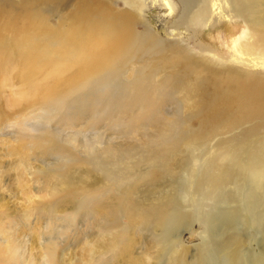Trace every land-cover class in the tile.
Segmentation results:
<instances>
[{"label":"bare ground","instance_id":"6f19581e","mask_svg":"<svg viewBox=\"0 0 264 264\" xmlns=\"http://www.w3.org/2000/svg\"><path fill=\"white\" fill-rule=\"evenodd\" d=\"M221 1V12L240 17L252 33V42L240 41L235 49L263 61L264 0ZM177 2L174 29L220 18L207 0ZM177 2L168 0L170 10ZM142 7L141 0H0V75L18 72V98L33 99L36 115L46 120L74 127L88 117L86 124L119 125L132 138L100 149L87 146L82 157L93 168L79 180L72 176L77 165L69 161L78 162L83 149L76 159L72 137L67 146L53 130L33 135L24 168L33 169L42 181L36 191L52 200L36 201L27 210L43 220L33 257L11 229L0 244V264H264V72L246 76L241 62L227 59L230 53L222 54L223 61L201 43L195 51L184 41L156 35L137 13ZM132 68L133 78L123 80ZM170 102L175 110L168 115L164 107ZM142 165L146 172H139ZM58 170L64 176H53ZM92 179L106 185L89 188ZM208 199L214 205L203 213ZM68 205L83 219L91 215L97 230L86 228L94 232L65 259L56 239L75 225V218L65 219ZM193 216L207 232L187 261L186 249L175 244ZM249 221L262 232L263 252L246 263L236 227ZM141 230L149 237L142 234L145 245Z\"/></svg>","mask_w":264,"mask_h":264},{"label":"rangeland","instance_id":"374dc122","mask_svg":"<svg viewBox=\"0 0 264 264\" xmlns=\"http://www.w3.org/2000/svg\"><path fill=\"white\" fill-rule=\"evenodd\" d=\"M207 1L211 3V7L214 15L215 16L219 15L220 18L217 19L215 24L214 23L212 24L211 20H209L208 22L205 21L204 23L197 25L195 28H192L191 30L183 27H179L178 29H174L173 27H171V22L174 20V18H176V16L180 12L179 3L177 2V0H175V2H177L175 3V7L171 10L168 5V0H141L143 7L138 9L137 13L140 14V16L146 20L148 24L147 28L149 30H151L156 35L163 37L164 39H171V40L175 39L176 41H184L185 43H188V45L195 51L197 50L196 43L199 44L201 43L202 45H205L209 49V51H207L209 55H212L214 57H219L223 61L225 60L223 58V55H227V53H230L227 59L232 60L235 64L238 63L239 65L241 62L242 66L241 65L240 66L246 72V76H249V74L254 71L257 72L258 74L264 72V60L262 61V59L255 57V55L246 54L247 55L246 56L245 54L238 52L235 49V47L237 46V44H239L240 41H244V40L245 41L249 40V42L253 41L250 28L240 19V17L233 16L227 13L226 11L225 13H222L221 11L223 7L221 5L222 2L221 0H207ZM117 3H118L117 4L118 7L123 5L122 3H120V1ZM137 28L141 29V26H137ZM248 28H249V32H248ZM244 31H245V35L243 34ZM218 53L221 54L218 55ZM133 76H134L133 68L127 69L123 73L122 79L124 78L123 80L128 81L131 80ZM158 77L159 75L157 76V78ZM20 79L21 77L16 71L10 73L7 76L0 75V244H3V242H1L2 240H8L6 236L9 234L11 235L10 230L12 229L13 231L16 232V235L19 239H23L24 241H26L27 256L33 257V253L38 249V247L34 243L36 241H40V239L37 238L35 235L39 234V226L43 220L38 217L39 216L38 213L34 211L27 212V210L29 206L33 205L36 201L38 202L41 201V203H49L52 199L44 192L36 191L37 188L40 187V183L42 181L39 182L37 181V179H35V174L32 173L33 169H31V167L24 168V157L28 159V156L30 155L28 154L27 148L28 146L32 145L31 144L33 142L32 136L47 130H51V131L53 130L55 133L59 135L58 136L59 140L64 145L67 146L70 143L68 144L66 143V141L69 142L68 139L72 137V139L75 141L74 147L76 148L74 149L73 147L72 152L75 156H77V154L75 153L78 152V155L80 154V157L84 155L85 152L83 153V151L84 149L85 150L88 149V147L91 149H94L92 147H96V148L98 147V149H100V147L102 146L104 147L105 145L112 143L113 140L114 141L112 144H115L117 142L122 143L131 140L132 138L130 136L126 137V135H129L127 132L120 133L119 131L121 130V126L119 125L116 127L115 126L111 127L108 126V124L106 123L103 124V122L94 123L92 120L90 121L92 123L86 124L85 121L88 119V117L83 119L84 121L81 120L82 122L77 121L78 123L77 122L74 123L75 124L74 127L73 126L69 127L66 124L70 128L69 129L68 127H66V125H64L65 123L62 124L61 121H57L56 119L54 120L51 119L54 122H52L51 120H46L45 117H43L44 115H42L41 113H40V116L42 115L41 117L37 116L36 114L39 115V113L32 106L33 99L21 100L17 96L18 91L21 89ZM166 105L169 106L164 107V113L169 115L171 112L172 114L175 110V103L170 102L169 104L167 103ZM134 111L135 109H133V111L131 112ZM68 114L71 113L68 112ZM110 114L108 115V117H110ZM111 116H113L114 119V117H116V113H113ZM110 119L112 120V117ZM45 121H47V124H45L46 123ZM58 122L59 123L61 122L62 125L59 124ZM72 127L74 128L75 132H73ZM103 134L106 136H104ZM124 136L126 138L128 137L129 138L126 140L124 139L125 138ZM141 136L142 133L140 134V136L138 134L137 139L140 138ZM77 146H79V148ZM80 147L83 150H81ZM79 149L80 151H77ZM199 151L200 150L197 149L195 150V153L199 154L200 153ZM51 158L53 160H51ZM51 158L49 159V161L47 159V161H44L42 163L39 162L38 167L39 166L44 167V165L49 163L50 160L54 161L58 159L56 157L55 158L51 157ZM79 158L77 156L76 159ZM83 159H84L83 157L80 158V160H78V162L80 161L79 163L75 160L76 161V162L74 161L75 164L73 161H69L70 162L69 164L73 163V165H77L74 166L75 168L73 167V173H74V174L72 173L73 178L74 175L76 179L77 176L78 177L80 176L78 178L80 180L83 174L86 175L85 172H87V170L92 171L91 170L93 168V167L91 168L92 165L91 166L89 165L90 166L89 167L88 163H86L85 160L86 158L84 159V161ZM30 160L32 161V158ZM201 160H203V156L195 160L194 167L198 168L199 164L201 165L202 163ZM33 162L36 163L35 160H33L32 163ZM84 163H86L87 166L84 165ZM69 164L67 161L66 165ZM36 167L37 166H35V168ZM79 167L81 168L82 172L80 171ZM147 168L148 167L146 165H142L140 167L141 171L139 172L141 173L146 172ZM56 175L64 176V174L60 170L54 172L53 176ZM96 180L94 181L92 179L91 180L92 182L89 181L86 184L89 185L94 183L96 186V183L99 181ZM101 183L103 186L106 185V183L104 185L103 182L100 183L98 182L97 185L100 184L99 185L100 187ZM94 187L93 185H91V188ZM181 196L184 199H186L187 197V195H185L184 193ZM80 197L81 195H79L77 199H80ZM213 205H214V201L212 199L205 200L204 202H202L201 210L203 209L202 210L203 213H206L212 208ZM65 208H66L64 210L65 213L63 211L60 214L57 213V215L54 216L56 218H60L64 214H67L65 215V219L69 220V217L76 219L75 225L71 228V231H68L65 234V236L63 237L60 236L59 238L57 237L56 239L57 244L59 243L62 248L61 256L62 257L64 256L63 258L65 259H68V257H71L70 254L71 255L73 254L71 252H74L75 250L77 251V249L80 248L82 244L85 243V240H88V237H90L89 233L91 231L94 232L95 228H96L95 230H97V226L94 221H93L94 223L92 222L93 219L91 215H86V218L85 217L84 218L87 220H85L79 217V214L76 213L73 210V208H71V206ZM189 208L193 209V206ZM45 215L46 213L43 214L44 217ZM55 217H53L55 219V222H58L59 225L62 224V222L59 221L60 219H57L58 220L57 221ZM46 218L50 220H54L50 216H46ZM194 219H191V224H189L188 227H185L184 230L180 231L177 243L175 244L176 246L175 249L180 248V246L181 249H186L184 250L185 252L184 259L187 258L186 259L187 261L191 260L192 255L194 253L193 249L203 243V238L205 239L207 232L206 225H204V223L199 219L197 218ZM83 220L85 223L83 222ZM89 220H91V222ZM15 221L22 222L23 226L18 228L15 224H13V222ZM89 222L91 224H89ZM122 223L125 224L126 220L123 219ZM91 227H93L94 229L92 228V230H89L91 229ZM5 230H9V231H5ZM236 230L238 233L237 235L240 236V238L243 240L242 244L239 247V253L243 257L244 262L246 260V263L248 262L250 263L251 255L257 254L259 252H263L262 251L263 246H261L263 245L261 243L263 240L262 232L259 231L257 228H255V226L250 221L245 227L237 225ZM85 231L86 232L88 231V233H86ZM141 231L142 233L140 232V235L143 237L142 241L144 240V245H145V242L148 241H146L144 237L145 236L148 237V234L147 231H143V230ZM92 232L90 233V235L92 234ZM221 232L222 229L220 230L219 235L223 233ZM76 233L80 235L77 237ZM81 234L84 235L88 234V235H86L85 238ZM142 234H145V236ZM73 240L75 242H73ZM69 241L72 242V244H66ZM83 241L84 243H82ZM135 250L141 251L139 246H137ZM159 261L153 262V264H164L162 261L161 262Z\"/></svg>","mask_w":264,"mask_h":264}]
</instances>
